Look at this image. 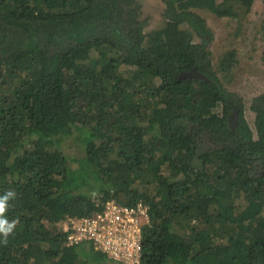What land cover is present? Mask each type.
I'll list each match as a JSON object with an SVG mask.
<instances>
[{
  "label": "trees",
  "instance_id": "obj_1",
  "mask_svg": "<svg viewBox=\"0 0 264 264\" xmlns=\"http://www.w3.org/2000/svg\"><path fill=\"white\" fill-rule=\"evenodd\" d=\"M162 1L145 31L137 0H0V196L17 221L0 264H116L62 226L112 198L150 206L142 264H264V103L255 130L240 105L230 125L199 12L254 0ZM194 68L208 80L180 77ZM74 127L77 159L56 143Z\"/></svg>",
  "mask_w": 264,
  "mask_h": 264
},
{
  "label": "rangeland",
  "instance_id": "obj_2",
  "mask_svg": "<svg viewBox=\"0 0 264 264\" xmlns=\"http://www.w3.org/2000/svg\"><path fill=\"white\" fill-rule=\"evenodd\" d=\"M137 1L141 8L139 19L144 22L145 31L159 25L165 9L163 1ZM199 12L211 31L202 64L220 78L237 100V105L244 108L245 116L255 130L252 106L264 103V0H254L250 7L236 4L233 16H219L207 9ZM135 27L124 24L125 34L137 36ZM224 60L227 61L225 68ZM83 137V130L74 127L69 133L56 137V143L66 154L77 159L83 156ZM254 137L257 138V132ZM205 148L207 146L202 150Z\"/></svg>",
  "mask_w": 264,
  "mask_h": 264
},
{
  "label": "built area",
  "instance_id": "obj_3",
  "mask_svg": "<svg viewBox=\"0 0 264 264\" xmlns=\"http://www.w3.org/2000/svg\"><path fill=\"white\" fill-rule=\"evenodd\" d=\"M144 201L127 205L112 198L104 208L87 217L69 216L63 230L71 231L67 244L90 240L116 264H142L144 226L150 222Z\"/></svg>",
  "mask_w": 264,
  "mask_h": 264
},
{
  "label": "clouds",
  "instance_id": "obj_4",
  "mask_svg": "<svg viewBox=\"0 0 264 264\" xmlns=\"http://www.w3.org/2000/svg\"><path fill=\"white\" fill-rule=\"evenodd\" d=\"M14 196V193L9 191L5 195L0 196V234L5 237L4 243L7 242V236L13 231L16 226L17 221L9 222L5 217V212L7 208V202L10 198Z\"/></svg>",
  "mask_w": 264,
  "mask_h": 264
},
{
  "label": "water",
  "instance_id": "obj_5",
  "mask_svg": "<svg viewBox=\"0 0 264 264\" xmlns=\"http://www.w3.org/2000/svg\"><path fill=\"white\" fill-rule=\"evenodd\" d=\"M180 77H197L208 80V77L204 73L198 71L196 68L188 72H182L180 74ZM239 113H240V106L235 105L232 113L229 115V123L233 128H235L236 124L238 123Z\"/></svg>",
  "mask_w": 264,
  "mask_h": 264
}]
</instances>
